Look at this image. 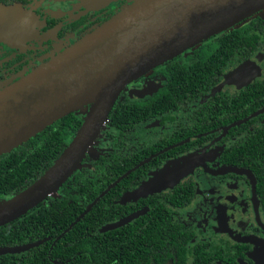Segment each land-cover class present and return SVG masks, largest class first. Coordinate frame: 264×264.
Instances as JSON below:
<instances>
[{"label": "flooded vegetation", "instance_id": "obj_1", "mask_svg": "<svg viewBox=\"0 0 264 264\" xmlns=\"http://www.w3.org/2000/svg\"><path fill=\"white\" fill-rule=\"evenodd\" d=\"M1 1L21 3L32 11L34 30L16 47L0 41V85L21 78L63 52L109 20L125 3ZM252 17L264 24V8L241 21L246 23ZM244 23L239 21L212 34L157 65L130 82L119 95L92 145L100 153L97 157L87 153L83 162L93 161L91 171L86 169L79 178H91L94 190L103 182L100 176L106 180V187L86 209L107 193L112 194L107 214L101 218L96 214V223L98 219L103 223L96 230L98 236L94 234L95 242L99 235H106L107 250L88 254L90 264H264V28L254 29L260 43L246 59L238 63L235 47V63L231 58L213 69L207 64L211 62L209 56L226 46L223 37L233 35L238 41V29ZM251 58L259 59L256 77L242 87L232 84L230 74ZM178 71L191 78L174 100L168 85ZM203 72L210 73V78L200 79ZM195 80H202L203 87H197ZM253 85V99L244 97L243 92ZM146 86L148 93L134 94ZM259 96L260 102L255 103ZM130 106H139L135 116H130ZM90 108L88 104L60 119L78 115L83 124ZM78 119L74 120L77 124ZM184 159L196 165L177 184L144 195L136 192L155 172ZM67 191L61 189L63 198L73 202V208L81 207L84 194ZM55 195L44 201L51 202ZM6 197L0 195V201ZM122 219L128 221L106 229ZM50 238L30 236L17 244L6 240L5 246L40 243L26 250L0 253V264H19L28 254H37L44 264H54ZM67 246L60 253L70 252Z\"/></svg>", "mask_w": 264, "mask_h": 264}, {"label": "water", "instance_id": "obj_2", "mask_svg": "<svg viewBox=\"0 0 264 264\" xmlns=\"http://www.w3.org/2000/svg\"><path fill=\"white\" fill-rule=\"evenodd\" d=\"M88 1L103 5L118 0ZM128 1L75 44L0 87V155L27 142L61 117L91 104L82 126L51 167L29 186L0 202V227L58 192L90 153L110 110L130 82L264 8V0ZM33 30L32 11L20 4L0 3L1 42L19 46ZM258 69L259 59L251 58L230 74V82L245 86L256 77ZM149 91L146 86L134 94ZM195 165L192 160L172 162L155 172L136 192L144 195L172 187ZM127 221L122 219L106 229ZM39 243L0 246V253L26 250Z\"/></svg>", "mask_w": 264, "mask_h": 264}, {"label": "trees", "instance_id": "obj_3", "mask_svg": "<svg viewBox=\"0 0 264 264\" xmlns=\"http://www.w3.org/2000/svg\"><path fill=\"white\" fill-rule=\"evenodd\" d=\"M0 3L5 5H22L21 3H7V1L1 0ZM128 3L129 1L125 0L123 7ZM250 19L251 20L246 23H244L245 21H240V24H244L238 29V41L234 40L236 36L233 35L225 36L221 39L226 43V46L216 51L213 56L207 58L211 62L207 63L208 60L205 63L209 64V66H211L210 68L213 69L212 66L223 65L231 58H233L231 60L235 63L236 61H234L235 58L233 57V54L236 52L235 47L238 48V63L246 59L256 50L260 43V38L255 34L254 29L258 27L264 28V24L258 23V19H254L253 17ZM98 26L99 25L95 26V28ZM227 38L232 41H228ZM263 41L264 40H262V42ZM202 64L204 65V63ZM207 75H209L210 78V73L207 74L205 72H203L199 78L205 79ZM190 78L189 76L186 77L184 73L180 71L175 74V77L171 76L168 85L170 97L176 100V94L182 93L181 90L184 89V85H187L186 82H190ZM11 81L12 80L5 81V84ZM181 82L183 84H181ZM193 82L197 87H203L202 80H195ZM1 86L2 85H0V87ZM191 86H193V84ZM188 89H190L189 85L186 90ZM253 90L254 85L243 92L244 97L247 98L250 96V98H252ZM258 94H260V92H258ZM252 99L248 98V101ZM259 102L260 96L255 100V103ZM173 103H177V101H173ZM118 106L117 104V107ZM248 108H250V103H248ZM128 110H130V116H135L138 113L139 106H130ZM248 112L249 110H245L244 114H248ZM78 117V115H68L48 126L36 136L30 138L27 142H24L10 152L0 156V172H2L0 174H3L1 178L2 188H0V195L7 196L8 198L12 197L29 186L48 170L80 129L83 118L78 119ZM77 119L80 121L78 124L75 123L76 121L74 122V120ZM91 163H93V161H91ZM91 163L86 161L82 162L81 166L62 186L65 191L72 190L84 194V202L81 207L73 208L74 203H70L68 198L64 199L61 192L62 188H59L58 194L56 193L58 196L51 202L43 201L22 217L0 227V244H6V240L11 241L12 244H17L19 240L25 241L27 237L29 238L30 236L36 235L39 237H51L49 239V246H52V257L56 260L54 264H90L92 260L91 256L88 254L97 249H99V251L107 250V242L104 241V239L106 240V235H99V240L95 242L94 234L103 223L100 219H98L96 223V214H98L100 218L107 214V208L112 202L109 199L112 195L111 193L104 195L85 216L76 221L80 213L86 209V205L106 187L104 176H100V181L103 182L98 185V190L92 188V179L87 178V175H85V178H81L82 181L79 180L80 177L84 176L83 173L86 169L91 171L89 168ZM7 171H11V174H8ZM85 188L88 190H85ZM69 191L67 192L71 194ZM7 197L1 201L8 199ZM65 245H68L66 250L70 252L60 253L65 249ZM36 249L37 248H34V250ZM79 251H81V255L77 256L76 253ZM67 259L69 261L68 263L66 262ZM19 264L44 263L42 259H38L37 254L36 257L28 254L20 260Z\"/></svg>", "mask_w": 264, "mask_h": 264}, {"label": "rangeland", "instance_id": "obj_4", "mask_svg": "<svg viewBox=\"0 0 264 264\" xmlns=\"http://www.w3.org/2000/svg\"><path fill=\"white\" fill-rule=\"evenodd\" d=\"M87 1H88V0H87ZM100 3H102V2H100ZM109 3H110V2H109ZM106 4H108V3H106ZM104 5H105V4H104ZM99 153H100L99 150H97L95 146H93V148L90 150V154H91L93 157H97V155H98ZM184 161H189V160L184 159ZM180 162H182V161H180ZM152 177H153V176H152ZM152 177H150L149 180H150ZM149 180L145 181L144 183H147Z\"/></svg>", "mask_w": 264, "mask_h": 264}]
</instances>
